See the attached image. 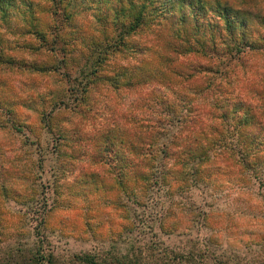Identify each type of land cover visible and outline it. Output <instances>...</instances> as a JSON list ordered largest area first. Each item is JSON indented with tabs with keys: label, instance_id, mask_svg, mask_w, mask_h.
Returning <instances> with one entry per match:
<instances>
[{
	"label": "clouds",
	"instance_id": "clouds-1",
	"mask_svg": "<svg viewBox=\"0 0 264 264\" xmlns=\"http://www.w3.org/2000/svg\"><path fill=\"white\" fill-rule=\"evenodd\" d=\"M41 257L264 264V0H0V264Z\"/></svg>",
	"mask_w": 264,
	"mask_h": 264
},
{
	"label": "rangeland",
	"instance_id": "rangeland-1",
	"mask_svg": "<svg viewBox=\"0 0 264 264\" xmlns=\"http://www.w3.org/2000/svg\"><path fill=\"white\" fill-rule=\"evenodd\" d=\"M3 15L6 17L7 13H3ZM98 19L100 20V22L102 24H106L107 23V17L105 16H101L98 17ZM37 39L41 42V46L39 48H37L36 50L38 52H43V51H55L57 48L61 49V55H63L65 57V59L61 62L62 66L66 72L65 75V80L69 81L70 83H73L72 81V75L71 72L73 70L79 69L80 72V76L84 78L85 81H90L92 79V76L89 72V68L90 66L92 67H96L95 65V59L98 57V49L94 48V47H90L88 43L81 41V43L83 44L84 48L87 49L86 52H81L80 53V59L77 60L75 55H73L72 53H70L68 51L70 45L69 44H49L47 43L46 37H44L43 35L38 34L37 35ZM72 55V59L69 60L68 56ZM49 70H57L55 68H50ZM42 122L44 123L45 128H48V124L46 122V118L45 120H42ZM50 131V129H48ZM41 170L43 169V161H41ZM121 188L123 189V185H121ZM37 233H39L40 229L39 227L36 229ZM42 257L39 259H36L33 261V264H39V262H42ZM50 262H51V258Z\"/></svg>",
	"mask_w": 264,
	"mask_h": 264
},
{
	"label": "trees",
	"instance_id": "trees-1",
	"mask_svg": "<svg viewBox=\"0 0 264 264\" xmlns=\"http://www.w3.org/2000/svg\"><path fill=\"white\" fill-rule=\"evenodd\" d=\"M156 16L161 20V26L168 28L170 27L172 31V35L177 38L178 41H183L184 44H188L190 41L186 39V29L184 26H176V25H168L167 21L165 19L166 12H156ZM106 17V16H105ZM139 20H142V16L138 17ZM165 47L168 48L169 51L173 52L174 54H179L180 52V45L178 43H173L172 41L165 40L164 41ZM97 57L96 59H98ZM95 59V60H96ZM39 264H42V262H39Z\"/></svg>",
	"mask_w": 264,
	"mask_h": 264
}]
</instances>
